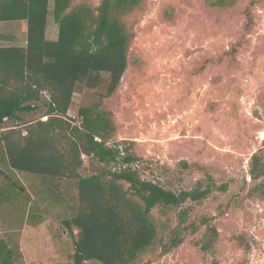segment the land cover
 Returning <instances> with one entry per match:
<instances>
[{
  "label": "rangeland",
  "instance_id": "1",
  "mask_svg": "<svg viewBox=\"0 0 264 264\" xmlns=\"http://www.w3.org/2000/svg\"><path fill=\"white\" fill-rule=\"evenodd\" d=\"M80 3L95 8L100 0H72V7ZM52 10L51 1L48 39L57 38L59 29ZM125 22L135 36L119 87L110 96L104 88L78 89L69 119L78 123L79 108L93 103L109 110L116 125L109 143L123 141L139 157L135 166L142 177L168 189H191L205 171L228 184L225 192L183 205L188 221L212 218L219 232L215 253L194 243L205 232L202 226L169 253L160 254L157 242L133 264H264V198L250 194L257 182L249 173L253 153L264 161V0H144ZM26 40L27 21L0 22V45ZM45 109L39 104L19 113L1 130L26 134L27 123L47 119ZM83 159V175L115 168ZM0 169V238L18 244L13 264H72L75 245L62 225L61 206L48 195L40 201V222L31 224V201L23 205L26 193L17 190L24 187L36 199L32 186L40 179L2 161ZM6 190L15 201L1 200ZM153 214L166 237L165 217L158 208Z\"/></svg>",
  "mask_w": 264,
  "mask_h": 264
},
{
  "label": "trees",
  "instance_id": "2",
  "mask_svg": "<svg viewBox=\"0 0 264 264\" xmlns=\"http://www.w3.org/2000/svg\"><path fill=\"white\" fill-rule=\"evenodd\" d=\"M51 1L59 26L55 40L46 35ZM143 1L100 0L93 8L88 3L72 7V0H0V22L27 21L25 46H0V130L7 119L20 118L19 113L39 104L47 116L27 123L26 134L22 129L1 130L0 162L40 179L32 186L36 199L17 190L26 193L23 205L31 201V224L40 222V201L48 195L61 206L62 225L75 245L72 264H133L157 242L160 254L169 253L202 226L205 232L194 243L215 253L219 232L212 218L188 221L189 209L183 205L225 192L227 183L218 184L205 171L191 189H168L142 177L135 166L139 157L122 147L123 141L109 143L116 131L109 110L93 103L79 108L78 123L68 116L78 89L104 88L110 96L119 87L135 36L125 17ZM83 155L115 168L83 175ZM249 173L257 182L250 194L264 198V161L258 152L251 157ZM10 186L17 188L13 181ZM15 199L10 191L1 192L3 202ZM155 208L165 217L166 237L160 234ZM18 248L0 238V264H13Z\"/></svg>",
  "mask_w": 264,
  "mask_h": 264
},
{
  "label": "crops",
  "instance_id": "3",
  "mask_svg": "<svg viewBox=\"0 0 264 264\" xmlns=\"http://www.w3.org/2000/svg\"><path fill=\"white\" fill-rule=\"evenodd\" d=\"M57 37H58V33H57ZM3 38H5V37H3ZM55 39H57V38H54V39H52V40H55ZM26 43H27V40H26V42H25V44H21V45H17V44H2V45H0V46H25L26 45Z\"/></svg>",
  "mask_w": 264,
  "mask_h": 264
},
{
  "label": "water",
  "instance_id": "4",
  "mask_svg": "<svg viewBox=\"0 0 264 264\" xmlns=\"http://www.w3.org/2000/svg\"><path fill=\"white\" fill-rule=\"evenodd\" d=\"M263 135H264V132H261V136H263ZM0 172H3L2 169H0ZM20 189L25 190L24 187H20Z\"/></svg>",
  "mask_w": 264,
  "mask_h": 264
},
{
  "label": "bare ground",
  "instance_id": "5",
  "mask_svg": "<svg viewBox=\"0 0 264 264\" xmlns=\"http://www.w3.org/2000/svg\"><path fill=\"white\" fill-rule=\"evenodd\" d=\"M264 136V135H263Z\"/></svg>",
  "mask_w": 264,
  "mask_h": 264
}]
</instances>
